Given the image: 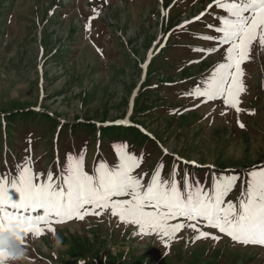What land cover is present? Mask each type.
<instances>
[{"label":"rangeland","instance_id":"obj_1","mask_svg":"<svg viewBox=\"0 0 264 264\" xmlns=\"http://www.w3.org/2000/svg\"><path fill=\"white\" fill-rule=\"evenodd\" d=\"M210 3L0 0V173L11 179L27 161L58 183L69 156L88 152L83 167L93 174L101 162L118 163L123 145L143 157L133 175L145 184L161 162L165 178L178 169L181 188L185 173L204 187L238 176L225 197L236 203L249 172L264 169V48L255 42L242 64L239 113L223 99L187 95L223 62V48L194 51L215 47L200 39L218 35L206 27L221 11ZM169 223L185 226L166 240L147 228L142 234L110 208L92 209L52 224L53 232L42 225L41 235L29 233L20 264H264V246L234 242L202 220ZM196 228L209 236L196 239Z\"/></svg>","mask_w":264,"mask_h":264},{"label":"snow or ice","instance_id":"obj_2","mask_svg":"<svg viewBox=\"0 0 264 264\" xmlns=\"http://www.w3.org/2000/svg\"><path fill=\"white\" fill-rule=\"evenodd\" d=\"M213 5L221 11L213 17L217 23L206 27L218 35H202L200 39L213 41L215 47L194 51L210 55L223 48V62L217 64L203 83L187 95L203 97L205 102L223 99L224 105L239 113L242 110L238 106L239 96L246 90L242 64L250 59L255 42L264 48V0H213L208 8ZM93 11L99 14L95 9ZM204 15L205 12H201L194 20ZM93 19L95 16L89 17L86 30L91 28ZM189 23L192 21H186L185 25ZM237 123L244 127L239 120ZM164 151L167 153V149ZM118 158L119 162L112 166L101 162L93 174H89L84 170L82 155L69 156V163L66 168L62 167L58 183L54 182L52 171L44 180L43 173H33L27 161L11 179L6 178L7 173H0V232L10 224L15 225L17 239L24 244L29 233L33 236L43 233L42 225L53 232L52 224L72 218L83 219L92 214V209L110 208L113 216L138 226L142 234L147 228L166 240L185 226L169 221L183 217L206 221L207 226L218 229L234 242L264 246V169L249 172L238 201L233 203L226 201L225 197L239 180L238 176L216 178L211 187H204L200 181L190 182L185 173L181 188L176 179L178 169L173 167L171 177L165 178L161 175L164 167L161 162L145 184L143 177L133 175L143 157L132 155L127 146L122 145ZM118 197L128 198L114 199ZM188 226L195 228V225ZM196 231L199 233L196 239L209 236L198 228ZM211 239L217 240L218 237L212 236ZM5 261L6 256L0 253V264Z\"/></svg>","mask_w":264,"mask_h":264},{"label":"clouds","instance_id":"obj_3","mask_svg":"<svg viewBox=\"0 0 264 264\" xmlns=\"http://www.w3.org/2000/svg\"><path fill=\"white\" fill-rule=\"evenodd\" d=\"M0 253L6 256L5 264H20L28 259L27 249L17 239L15 225H8L3 232H0Z\"/></svg>","mask_w":264,"mask_h":264},{"label":"trees","instance_id":"obj_4","mask_svg":"<svg viewBox=\"0 0 264 264\" xmlns=\"http://www.w3.org/2000/svg\"><path fill=\"white\" fill-rule=\"evenodd\" d=\"M85 153L86 152L83 151V149H82V151H79L78 154L77 153L74 154V158L77 157L78 155H82L83 156ZM106 154H107V152H106ZM157 166L158 165L156 164L155 165V169H153V172L156 170V167ZM205 171H207V169H203V168H192V172H196V173H198L200 175H202Z\"/></svg>","mask_w":264,"mask_h":264}]
</instances>
